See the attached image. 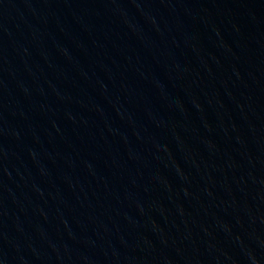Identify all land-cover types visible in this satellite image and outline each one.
Wrapping results in <instances>:
<instances>
[{"label": "water", "instance_id": "1", "mask_svg": "<svg viewBox=\"0 0 264 264\" xmlns=\"http://www.w3.org/2000/svg\"><path fill=\"white\" fill-rule=\"evenodd\" d=\"M0 264H264V0H0Z\"/></svg>", "mask_w": 264, "mask_h": 264}]
</instances>
